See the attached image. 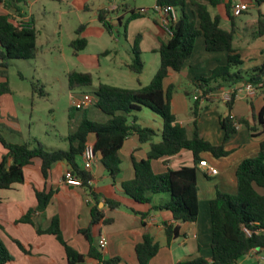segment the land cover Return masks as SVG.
Here are the masks:
<instances>
[{
  "label": "trees",
  "instance_id": "obj_1",
  "mask_svg": "<svg viewBox=\"0 0 264 264\" xmlns=\"http://www.w3.org/2000/svg\"><path fill=\"white\" fill-rule=\"evenodd\" d=\"M32 0H0V4L6 10L21 13V9ZM155 6L159 8L172 7L178 12L176 23L170 22L167 26L170 38L162 43L158 49L159 68L151 82L138 89H126L98 84L92 91L95 107L106 117L105 122L90 120L85 111L75 131L67 137L68 148L47 150L37 140L13 144L7 142L2 136L0 129V143L6 153L0 159V190L10 189L15 184L24 181V168L39 161L42 176L46 179L52 166L58 162H65L73 176L81 181L82 188L94 199L91 207V221L87 228L79 229L78 233L88 243L86 255L78 253L63 238L59 221L53 218L49 229H37L38 234H50L55 236L58 243L63 247L66 264H83L86 258L95 260L98 264H119L120 259L113 257L104 259L102 249L96 245L93 236V228L104 219V213L98 208L99 196L90 187L93 177L90 170L80 165L82 154L90 144L93 137L92 150L99 155V161L104 167L109 178L114 182L120 175V159L118 151L123 142L131 134H136L140 142L151 141L155 132L148 128H141L137 124V115L141 108L149 110L158 116L163 123L161 141L152 143L150 152L145 160L134 161V178L121 184L123 195L136 204L148 205L152 202L154 195H165L167 200L158 209L169 211L172 219L177 225L165 224V235L170 243L179 235V224L194 223L197 221L198 208V186L197 176L198 164L201 155L209 153L214 158L228 156L229 152L224 145H212L204 140L196 129L198 100L193 101L192 114L194 117V130L191 134L185 126L176 122L171 112L170 101L174 92L171 85L163 88V81L167 78L169 71L180 72L185 63L191 58L197 37L202 36L206 52H225L227 60L224 65L214 68L209 76L200 78L194 88H198L204 97L206 94L223 89H231L241 86L243 83L258 84L264 80V59L262 63L248 71L241 69L243 61L234 48L236 36L235 17L231 15V6L223 0H154ZM252 6L264 5V0H251ZM223 6L226 18L230 21L231 29L226 31L221 28V18L212 16L209 8ZM118 11V10H117ZM248 11L244 12L246 14ZM101 12L99 21L109 32V24L105 15ZM145 10L130 12L132 19L143 17ZM120 19V18H119ZM118 19V20H119ZM13 22L8 15L0 14V96L11 94L6 78V70L12 60H29L37 55V34L35 27ZM83 26L76 31L77 37L70 42L73 56L86 47V40L79 37ZM264 36V12L257 11L253 38ZM133 57L128 69L136 76L143 71V64L139 59L140 51L132 50ZM68 89L76 91L84 87H91L93 76L89 72L70 71L67 75ZM192 97L193 93H186ZM235 99L233 94L231 101L226 105L229 114L220 118V126L224 131L225 139L236 132L230 111ZM211 101L205 102L210 103ZM262 121V112L259 114ZM240 125H247L243 120L236 119ZM248 128V125H247ZM249 131L250 128H248ZM258 134L251 133V137ZM189 151L192 154L193 165L183 166L172 170L167 168V159ZM164 159L163 171L156 173L152 169V161ZM236 193L230 195L216 190L214 198L209 202V217L211 224V262L202 258L181 262L178 264H235L252 250L264 253V141L259 144L257 156L244 159L239 163L235 171ZM37 210L44 212L47 208L52 192L35 190ZM108 208L113 210L122 206L111 199H105ZM134 212L133 210H131ZM29 211L17 223L31 224ZM1 229V226H0ZM245 230L250 232L248 235ZM19 249L26 250L18 242L14 241ZM158 246L153 239L145 235L140 244L135 247L138 264H148L157 254ZM12 261V257L0 240V264Z\"/></svg>",
  "mask_w": 264,
  "mask_h": 264
},
{
  "label": "crops",
  "instance_id": "obj_2",
  "mask_svg": "<svg viewBox=\"0 0 264 264\" xmlns=\"http://www.w3.org/2000/svg\"><path fill=\"white\" fill-rule=\"evenodd\" d=\"M40 1L42 0L28 2L22 7L20 14L13 10H5L0 4V14L15 16L18 20L19 18L25 21L30 20L33 19V6ZM53 1L66 7V10L61 12L59 18L61 15L69 17V15L75 14L83 22L80 25L83 26V29L80 31L79 37L86 40V47L75 56L79 65L85 70L84 72L91 73V70H102L99 56H109L113 52L116 54L117 51L105 49L99 54H87L85 50L88 46V38L95 34L98 37L105 34V28L99 21L101 12H110L114 9L119 11L120 7L114 4L115 0ZM242 1L249 3L251 0ZM223 2L227 3L228 0H223ZM254 10L257 12L260 11V8L252 6L248 12ZM209 11L212 16L217 15L221 18V26L222 17H226L224 7L221 5L216 8H209ZM261 12H264V10ZM121 18L122 16L119 15H108V13L105 15L106 21H110L116 27H120ZM140 19H143V17L137 20ZM61 20L62 17L59 19V24L55 32L59 33L63 30V20ZM68 20L67 18L66 22ZM167 21L163 14L153 9V17H149L147 19L148 24H145L149 31L145 33L143 38L146 40L148 47L142 49L140 54L147 51L158 54L160 45L166 43L170 38ZM228 22L230 24L229 20ZM173 23H176V21ZM33 26L35 27L34 19ZM221 28L229 31L231 24L230 29L222 26ZM201 37L199 36L197 39ZM202 45L204 48V40ZM216 53L219 55H216ZM193 54L180 72L170 70L167 78L163 81L164 89L171 85L174 87L170 101L171 112L175 116L176 122L185 126L189 134L194 130V117L192 108L186 102V93H193L195 84H197L200 78L209 76L214 68L224 65L227 60V54L225 52H206L203 62L198 61L199 58L192 61ZM261 54H263V51ZM262 61L254 67L259 66ZM130 63L131 61L124 63V67L127 70H129L128 65ZM140 76H136L137 87L129 89H138L147 85L140 80ZM2 81L4 80L0 77V82ZM107 85L117 87L111 84ZM4 96H0V99ZM198 108L196 129L199 135L212 145L223 144L229 154L226 157L218 159L209 153L201 155V160H205L208 164L216 168L218 174L210 177L202 169L198 168L199 173L205 180L215 178L216 181L210 185L207 182H202L197 176L199 208L197 221L194 223L179 224V235L170 241V243L167 242L164 226L165 224L177 225V223L173 221L169 211L158 209L167 200V196L154 195L151 204L140 205L124 196L121 188L123 182L130 181L134 178L133 160L136 162L145 160L150 152L151 144H156L161 141L162 120L149 110L145 108L140 109L137 115V124L141 128L153 130L155 136L151 141L147 142H140L136 134H131L125 139L121 149L118 151L121 172L114 182L109 178L104 167L101 165L99 155H95L92 166L89 169L93 177L90 182V187L99 196L98 208L103 211L104 219L109 222L103 223L101 221L96 225L93 228V236L96 245L100 236H104L107 240V246L101 251L104 259L116 257L120 259L119 264H138L135 247L142 242L145 235H148L158 246L157 254L148 264H178L196 258H202L211 262L209 202L214 198L216 190L234 195L236 193L235 171L237 166L244 159L257 156L259 152V144L261 141H264V90L258 92L253 98H246L242 93L235 96L230 114L236 119L245 121L248 128L252 131H249L247 125H240L237 127L236 132L228 139H225L224 131L220 126V118L229 114L226 105L218 102H210L201 103ZM220 108L223 109L222 112L219 110ZM10 110L11 107L9 108ZM260 112H262V124L259 117ZM105 121L106 119L102 122ZM4 122V120L1 121V123ZM7 132L2 131V136L7 142L13 144L21 143L14 141L12 139L13 134L11 132L9 133V131ZM251 133L258 134L259 136L251 137ZM92 141L93 137L90 138V146L92 145ZM5 153V149L0 143V159ZM163 161L164 159L152 161L153 171L156 173L163 171L166 168L163 165ZM80 165L82 166L81 160ZM192 165L193 158L189 151H182L167 159V168L172 170ZM67 171H69V167L65 162L55 163L48 177L45 179L41 173L40 162L34 161L32 165L24 168V181L22 184H15L7 190H0V240L12 257V261L6 264H66L64 249L58 243L55 236L37 233V229H49L53 218L58 219L59 227L65 241L78 253L82 255L87 254L89 248L88 243L78 233V230L85 229L89 226L91 221L90 210L94 205V199L83 188H74L62 183L63 175ZM35 190L52 192L50 202L44 212L37 210ZM105 199L114 200L122 207L111 210L105 203ZM29 211H33L30 217L31 224L17 223ZM14 241H18L26 250V253L22 252ZM83 264H98V262L86 258ZM235 264H264V253L259 250H252Z\"/></svg>",
  "mask_w": 264,
  "mask_h": 264
},
{
  "label": "rangeland",
  "instance_id": "obj_3",
  "mask_svg": "<svg viewBox=\"0 0 264 264\" xmlns=\"http://www.w3.org/2000/svg\"><path fill=\"white\" fill-rule=\"evenodd\" d=\"M114 4L118 5L120 10L116 12L117 9H114L108 12V15L122 16L120 27L113 26L108 21L112 26L111 32L104 29V35L98 37L95 34L89 37L85 52L93 55L109 49L116 50L117 53L113 52L109 56L100 55L103 69L91 70L92 86L76 91L68 89L67 75L70 71L84 72L85 70L79 65L77 58L72 55L73 49L69 43L76 38L75 31L83 23L82 20L75 14L69 17L61 15L63 30L58 33L55 31L59 24V15L66 10V7L53 0H42L33 6L37 55L33 59L10 62L6 70V78L11 94L0 99V129L6 133L11 132L14 141L22 143L37 140L50 151L67 149V137L73 133L84 111L93 121L102 122L107 119L94 103L84 111L73 108L71 101L74 96L80 93L93 96L92 91L98 83L126 89L137 87L136 75L127 70L124 63L131 61L134 48L142 51L148 47L146 40L143 39L145 33L149 31L145 24H148L149 17H153L155 2L154 0H115ZM258 7L260 11L264 10V5ZM140 9L147 12L143 15V19L137 20V18L129 21L130 12L132 10L137 12ZM9 18L13 22L24 25L33 23V19L25 21L19 18L18 20L12 15H9ZM67 18L69 20L66 22ZM256 19L255 10L235 19L236 36L233 46L243 61L240 67L244 71L258 65L264 57V37H252ZM221 26L230 29L225 16L222 17ZM202 44V37L198 38L193 49L192 61L196 58H199L200 62L205 60L206 52ZM262 51L263 54H261ZM216 55L219 54L216 53ZM139 59L143 64L140 80L148 85L159 68V55L147 51L139 54ZM185 99L192 108L193 97ZM219 110L223 111L222 108ZM3 120L5 122L1 123ZM198 177L202 182L210 185L216 181L215 178L205 180L200 173Z\"/></svg>",
  "mask_w": 264,
  "mask_h": 264
},
{
  "label": "built area",
  "instance_id": "obj_4",
  "mask_svg": "<svg viewBox=\"0 0 264 264\" xmlns=\"http://www.w3.org/2000/svg\"><path fill=\"white\" fill-rule=\"evenodd\" d=\"M231 6V15L235 18L240 17L244 12L248 11L251 8V1L249 3L243 2L242 0H228ZM154 11L160 12L163 14L165 20H168V24L170 22L177 21L178 12L175 8L166 7V8H154ZM18 19V18H16ZM16 22V21H15ZM18 23V22H16ZM264 90V80L258 84L253 83H243L241 86L231 88V89H223L216 92H212L206 94L204 97L202 96V92L195 88L193 92V100H198L201 103H205L208 101L218 102L224 105H227L231 101V97L234 94L235 96L239 93H242L246 98H253L257 95L258 92ZM94 98L89 94H78L72 98L71 105L76 110H84L91 104H93ZM230 118L234 122V126L239 127V124L236 122L235 117L230 114ZM95 154L93 153L92 146L88 145L82 154V166L84 169L89 170L92 166ZM198 168L202 169L207 176L213 177L218 174L217 169L208 164L205 160H201L198 164ZM62 183L66 186L74 187V188H82L81 181L73 176L70 171L64 173L62 178ZM245 232L250 235L248 230ZM100 249H104L107 246V240L104 236H100L97 242Z\"/></svg>",
  "mask_w": 264,
  "mask_h": 264
}]
</instances>
